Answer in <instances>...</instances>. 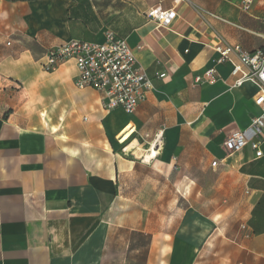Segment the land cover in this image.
I'll use <instances>...</instances> for the list:
<instances>
[{
	"label": "crops",
	"instance_id": "obj_1",
	"mask_svg": "<svg viewBox=\"0 0 264 264\" xmlns=\"http://www.w3.org/2000/svg\"><path fill=\"white\" fill-rule=\"evenodd\" d=\"M174 1L160 4L176 13L164 27L147 17L160 0H0V264H104L119 183L127 167H137L119 154L108 163L101 152L113 148L106 131L123 145L134 139L122 153L138 158L137 124L153 121L164 100L185 105L176 124L149 128L152 136L164 131L156 159L168 165L167 174L171 165L213 170L245 195L237 225L204 223V232L194 226V238L168 245L165 264H264V155L224 148L262 114L258 87L232 89V64H218L214 50L221 41L264 50L247 16L260 0L248 14L224 0ZM109 32L125 39L155 78L134 114L106 111L100 93L78 89L73 61L51 73L41 66L47 50L73 40L102 43ZM209 68L216 81L195 85ZM163 72L167 77L158 78Z\"/></svg>",
	"mask_w": 264,
	"mask_h": 264
},
{
	"label": "rangeland",
	"instance_id": "obj_2",
	"mask_svg": "<svg viewBox=\"0 0 264 264\" xmlns=\"http://www.w3.org/2000/svg\"><path fill=\"white\" fill-rule=\"evenodd\" d=\"M260 3L247 16L255 25L253 36L260 39L264 49V0ZM251 21L244 20L243 23L250 26ZM184 107L183 100H164L153 121L137 124L143 137L140 140L139 133H136L134 138L137 137L138 144L142 145L140 149L148 148L145 143L155 139L149 134V128L155 122L176 124L173 118H177ZM166 118L167 121H162ZM106 137L113 147L108 146V151L101 150L109 156L108 163L114 160L111 155L117 157L119 154L136 162L137 167L132 173L127 167L119 183V198L108 217L111 238H108L104 250V264H147L149 261L151 264H165L172 253L168 245L182 238H194V226L201 227L204 232V223H209L212 229L218 225L228 228L239 223L245 195L236 187L224 185L219 172L205 173L198 168L182 170L171 165L168 175L169 167L165 163L157 159L144 162L143 151H139L138 158L122 153L134 139L123 145L116 138L112 140L108 131ZM164 138L163 145H166ZM149 194H153V200L145 199ZM210 196L214 198L209 199ZM227 231L222 229L221 235H226ZM150 252L154 253L150 255Z\"/></svg>",
	"mask_w": 264,
	"mask_h": 264
},
{
	"label": "built area",
	"instance_id": "obj_3",
	"mask_svg": "<svg viewBox=\"0 0 264 264\" xmlns=\"http://www.w3.org/2000/svg\"><path fill=\"white\" fill-rule=\"evenodd\" d=\"M168 0H160L152 6L147 17L160 26L168 27L175 19V9H163L160 5ZM183 0H175L180 2ZM236 6L243 13H251L257 0H224ZM210 17L220 19L211 12ZM218 53L217 63L232 64V89H238L250 82L258 87L255 104L262 114L252 119L250 126L229 136L224 142L228 154H235L250 147L256 158L264 155V50L247 51L240 45L219 42L214 45ZM234 56L237 60H234ZM73 61L77 68L75 86L78 89H91L102 95V107L106 111L122 109L126 114H134L139 105L147 100L148 94L154 90L155 78L150 77L137 62L133 49L127 41L113 32L106 35L102 43L73 40L46 51L41 66L45 72H54L61 65ZM215 68L207 69L198 75L195 85L215 82ZM163 72L158 78L164 79ZM158 135L153 141H156ZM157 158V157H156ZM155 158V159H156ZM217 162H213L216 166Z\"/></svg>",
	"mask_w": 264,
	"mask_h": 264
},
{
	"label": "bare ground",
	"instance_id": "obj_4",
	"mask_svg": "<svg viewBox=\"0 0 264 264\" xmlns=\"http://www.w3.org/2000/svg\"><path fill=\"white\" fill-rule=\"evenodd\" d=\"M158 138L156 141L153 142H147L148 148H145L143 150L144 154L143 157L147 163H150L152 160H154L156 157H158L160 154H162V151L164 149L163 145V138H164V131H161L158 134ZM132 149H134V146L131 145Z\"/></svg>",
	"mask_w": 264,
	"mask_h": 264
}]
</instances>
